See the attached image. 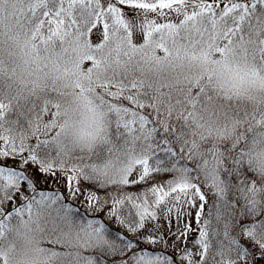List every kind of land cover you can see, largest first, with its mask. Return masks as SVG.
I'll return each instance as SVG.
<instances>
[{"label": "snow or ice", "instance_id": "snow-or-ice-1", "mask_svg": "<svg viewBox=\"0 0 264 264\" xmlns=\"http://www.w3.org/2000/svg\"><path fill=\"white\" fill-rule=\"evenodd\" d=\"M0 264H264V0H0Z\"/></svg>", "mask_w": 264, "mask_h": 264}, {"label": "rangeland", "instance_id": "rangeland-1", "mask_svg": "<svg viewBox=\"0 0 264 264\" xmlns=\"http://www.w3.org/2000/svg\"><path fill=\"white\" fill-rule=\"evenodd\" d=\"M48 186L51 188V187H55V185L52 184L51 181L48 182ZM75 202L79 207H82L83 208V204L80 203V202H76V201H73ZM84 209V208H83ZM195 223V221L193 220V224Z\"/></svg>", "mask_w": 264, "mask_h": 264}, {"label": "trees", "instance_id": "trees-1", "mask_svg": "<svg viewBox=\"0 0 264 264\" xmlns=\"http://www.w3.org/2000/svg\"><path fill=\"white\" fill-rule=\"evenodd\" d=\"M74 207L77 208L81 213H83L84 209H80V208L76 207L75 204H74Z\"/></svg>", "mask_w": 264, "mask_h": 264}]
</instances>
